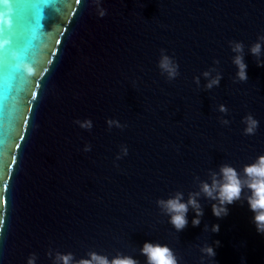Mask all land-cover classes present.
<instances>
[{
    "label": "water",
    "instance_id": "1",
    "mask_svg": "<svg viewBox=\"0 0 264 264\" xmlns=\"http://www.w3.org/2000/svg\"><path fill=\"white\" fill-rule=\"evenodd\" d=\"M0 14V264H60L58 252L146 264L145 241L168 245L177 264H264L247 190L222 217L201 193L199 226L189 207L180 232L156 203L187 201L210 170L242 172L264 154V0H8ZM229 41L244 45L247 81ZM161 49L179 65L171 81Z\"/></svg>",
    "mask_w": 264,
    "mask_h": 264
},
{
    "label": "clouds",
    "instance_id": "2",
    "mask_svg": "<svg viewBox=\"0 0 264 264\" xmlns=\"http://www.w3.org/2000/svg\"><path fill=\"white\" fill-rule=\"evenodd\" d=\"M8 0H0V3H7ZM106 14V10L101 9L99 15L103 17ZM2 16V14H0ZM259 41H264V35L260 36ZM231 49L236 55L233 57V63L237 67L236 79L238 81H247V64L244 62L243 50L244 45L239 41H229ZM262 45L260 42H256L251 45L250 52L257 58L261 55ZM165 50L161 49V55L158 60V68L162 75H166V78L171 81L179 75V65L175 59L167 54H164ZM219 63V61H215ZM257 66H264V61L257 60ZM211 69L204 71L202 75L204 77H210ZM222 75L220 72H216V75L208 79L205 87L212 89L213 86H219ZM194 80L199 84V77H194ZM219 111L226 113L227 107L223 104L219 105ZM242 122L245 127L243 132L245 135H254L259 122L253 117L252 114H247L243 117ZM76 123L83 129L90 130L92 128V121L85 119L83 121L77 120ZM222 123L228 124V120H223ZM107 124L109 128L115 125L118 128H123L125 125H121L118 120L108 119ZM85 150H88L87 147ZM123 155H127L128 149L124 147L122 149ZM120 157L118 156L117 159ZM200 190L198 192L190 193L187 201L183 199L182 192H176L175 195L167 199H158L156 203L162 209L163 212L168 214L169 223L175 228L177 232L183 231L188 225L187 214L189 207L195 212V216L192 219V225L194 227L199 226L200 217L204 215L203 209L197 199L201 193L210 200L217 201L212 204V214L216 217L226 216L228 214L227 205H231L237 200L241 199L242 193L247 190L245 199L249 205L250 210L254 213V222L258 232L264 233V154H261L255 158L251 163L243 166L242 172L238 171L234 166L228 163H223L219 166L218 171L209 172V179L207 181H200ZM212 230L214 232L219 231V225H213ZM217 244L219 241L216 242ZM210 256H214L215 252L212 247H206L202 249ZM140 254L146 258V264H177V258L173 250L166 244L153 243L145 241ZM56 260L60 264H139V261L132 256L117 254L109 259L106 255L98 254L96 252H89L88 258H81L76 260L72 253H57ZM35 256L29 257L28 264H34Z\"/></svg>",
    "mask_w": 264,
    "mask_h": 264
},
{
    "label": "snow or ice",
    "instance_id": "3",
    "mask_svg": "<svg viewBox=\"0 0 264 264\" xmlns=\"http://www.w3.org/2000/svg\"><path fill=\"white\" fill-rule=\"evenodd\" d=\"M78 2H79V0H78Z\"/></svg>",
    "mask_w": 264,
    "mask_h": 264
}]
</instances>
